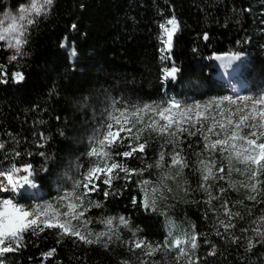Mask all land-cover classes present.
Segmentation results:
<instances>
[{
	"label": "trees",
	"instance_id": "1",
	"mask_svg": "<svg viewBox=\"0 0 264 264\" xmlns=\"http://www.w3.org/2000/svg\"><path fill=\"white\" fill-rule=\"evenodd\" d=\"M24 1L0 0V16ZM172 15L179 29L173 37L171 60L162 62L159 24ZM73 49L74 56L70 55ZM24 51L26 55L9 63V52L0 44V65L6 66L8 78V83H0V139L11 146L15 137L21 142V151L33 153L23 158L37 169V187L24 192L26 202L32 204L51 200L79 178L83 168L77 165L88 164L84 153L89 137L113 100L151 103L174 97L191 104L230 95L212 66L213 57L229 52L245 57L238 69L242 95L264 92V0H54L50 13L30 27ZM173 64L179 69L176 80L162 83V67ZM14 71L23 72L22 82L12 81ZM38 120L43 123H35ZM40 132L48 137L42 148L36 144ZM160 143L151 142L145 163L157 158ZM188 144L193 147L189 149ZM183 147L189 160L195 161L193 152L200 151L203 142L199 136L185 137ZM127 163L132 168L144 166L134 157ZM235 167L244 171L242 164ZM171 172L174 175L176 169ZM158 175L159 170L153 168L143 178L156 181ZM136 179L139 177L134 176L126 188L124 181H116L117 191L107 199L103 191L92 194L91 199L101 201L103 208L86 214L94 221L90 227L99 231L103 225L95 221L101 216L124 215L130 217L133 228L141 229L139 235L159 242L169 230L188 232L195 225L201 234L196 250L199 264H264V246L258 244L247 252L212 234L211 214L204 218V194L194 192L185 197L181 191L185 179L192 188L199 183V175L191 168L184 170L177 183L167 182L172 192L165 190L167 199L158 200L156 211L132 204L133 196L138 201L143 198ZM260 179L264 180V175ZM231 181L235 189L225 181L219 183L228 189L225 195L232 203L243 201L234 209L244 217L235 221V233L241 235L239 229L250 227L249 222L262 214L264 192L258 196L262 202L255 203L246 199L251 193L240 186L249 183L246 175L233 172ZM213 192L219 194L215 188ZM193 199L201 203L185 202ZM247 209L252 210V216ZM121 235L129 239L131 233L124 229ZM57 239L56 230L39 236L27 234L26 246L8 256L9 264H41V253L52 248L56 253L44 264H121L122 260L139 264L140 259H148L119 241L105 250L99 245L73 243L71 237L59 244ZM213 244L215 254L209 255ZM173 255L158 253L151 259L174 264Z\"/></svg>",
	"mask_w": 264,
	"mask_h": 264
},
{
	"label": "snow or ice",
	"instance_id": "2",
	"mask_svg": "<svg viewBox=\"0 0 264 264\" xmlns=\"http://www.w3.org/2000/svg\"><path fill=\"white\" fill-rule=\"evenodd\" d=\"M54 4V0H27L21 3L15 12L6 11L0 18V42L13 54L9 63L18 61L26 55L25 45L28 43L29 29L38 18L46 17ZM73 28L76 25H72ZM160 32L157 39L160 48L161 61L171 60L173 37L179 29L175 15L159 24ZM204 39H208L207 33ZM239 43V41L237 42ZM63 47V45H62ZM73 49L70 55H75ZM242 54L229 52L216 55L217 60L235 61ZM161 82L175 81L179 69L173 64L162 67ZM15 83L24 80L21 71L11 73ZM0 83H8L5 65H0ZM35 123L42 124V120ZM63 135V133H61ZM199 136L203 142L200 151H194L195 161H190L183 144L185 137ZM48 137L38 133L37 147L42 148ZM153 140L162 141L157 158L152 163H145L146 149ZM12 145L0 139V264H9L8 256L15 254L26 246V235L39 236L46 230H56L57 243L63 238H73V243L85 246L99 245L105 250L111 244L119 241L129 251L140 250L144 257L139 264H161V261L151 259L158 253L167 257L174 253V264H199L196 256L201 234L192 226L188 232H173L169 230L162 241H150L139 235L141 229L133 228L130 217L124 215L101 216L96 223L103 225L97 231L90 227L94 223L86 214L93 208H103L99 200L91 199L93 193L103 191L105 199L117 191L116 181H124L123 187L133 183V177H139L134 183L143 198L138 201L132 197V204L138 203L145 209L157 210L158 200L167 199L165 190L172 192L167 183H177L184 170L191 168L199 175V183L195 188L188 185L185 179L181 191L185 197L194 192H201L207 207L204 218L212 216V234L228 239L232 244L239 245L245 251L251 252L258 244L264 246V209L261 215L253 218L250 227L240 228L241 235H236V220H243L242 213L234 210L243 201L232 203L226 198V189L219 181L228 183L235 189L231 181L233 172L246 175L249 183L241 182L240 186L249 191L246 199L261 203L258 196L264 192V92L258 95H225L212 97L203 102L185 103L176 98H164L151 103H131L113 100L109 108L101 114L97 126L89 137V143L84 155L88 158L87 167L83 168L79 178L75 179L71 188H65L56 197L42 203L26 202V189H35L37 169L24 157H32L30 151H21V142L12 137ZM193 146L188 144V148ZM139 154V155H138ZM40 156H47L44 152ZM136 158L144 164L140 168L129 167L128 158ZM244 165V171L235 167ZM159 170L156 181L145 179L144 174L149 169ZM176 169L173 175L171 170ZM47 171L46 168L43 169ZM102 185L104 187H102ZM219 194H214L213 189ZM187 203L199 204L198 200H186ZM252 216V210L247 209ZM131 233L129 239H124L122 230ZM222 230V231H221ZM251 233V235L249 234ZM206 244L209 241H204ZM216 246L211 245L209 255H214ZM56 249L52 248L41 253L44 261L53 257ZM121 264H129L122 260Z\"/></svg>",
	"mask_w": 264,
	"mask_h": 264
},
{
	"label": "rangeland",
	"instance_id": "3",
	"mask_svg": "<svg viewBox=\"0 0 264 264\" xmlns=\"http://www.w3.org/2000/svg\"><path fill=\"white\" fill-rule=\"evenodd\" d=\"M27 2V0H25L23 3H26ZM19 6V5H18ZM18 6L16 7V8H14V9H10V10H6V11H11V12H15L17 9H18ZM5 11V12H6ZM4 12V13H5ZM4 13L0 16V18H2L3 17V15H4ZM0 44L4 47V44H3V42H0ZM5 48V47H4ZM6 49V48H5ZM8 52H9V57L13 54V51L12 50H9V49H6ZM215 60H216V63H215ZM239 60H240V62H239ZM244 60V58H243V56H240L237 60H235V61H237L238 62V65H237V67H233V62H231V63H229V62H224L223 60H217V59H213L212 60V66L213 67H215V70H216V76H222V78L225 80V78H226V80L225 81H223L226 85H227V87H228V89H229V92H230V95H233V96H235V95H242V87H243V85H242V83H241V81H239L240 79L235 75V77L233 78V79H231L233 76H234V74H237V71H238V69H239V67H240V64H241V62ZM222 65V70H220L219 68L220 67H218L219 65ZM217 67V68H216ZM235 69V70H234ZM231 75H232V77H231ZM229 79V80H228ZM238 88H237V87ZM31 189H26L25 191H27V192H29Z\"/></svg>",
	"mask_w": 264,
	"mask_h": 264
},
{
	"label": "bare ground",
	"instance_id": "4",
	"mask_svg": "<svg viewBox=\"0 0 264 264\" xmlns=\"http://www.w3.org/2000/svg\"><path fill=\"white\" fill-rule=\"evenodd\" d=\"M224 62H229V63H231V62H233V67L235 68V67H237V65H238V62L237 61H228V60H223ZM239 62H240V60H239ZM218 67H220L219 69L220 70H222V65L220 64ZM235 70V69H234ZM235 75H237V74H234V76L232 77V75H231V79H233L234 77H235ZM225 80H226V78H225ZM229 80V79H228ZM237 87V86H236ZM238 88V87H237Z\"/></svg>",
	"mask_w": 264,
	"mask_h": 264
},
{
	"label": "water",
	"instance_id": "5",
	"mask_svg": "<svg viewBox=\"0 0 264 264\" xmlns=\"http://www.w3.org/2000/svg\"><path fill=\"white\" fill-rule=\"evenodd\" d=\"M203 40H204V42L207 41V40L204 39V37H203ZM243 58H245V57H243ZM218 77H219L222 81H225V80L222 78V76L219 75Z\"/></svg>",
	"mask_w": 264,
	"mask_h": 264
}]
</instances>
